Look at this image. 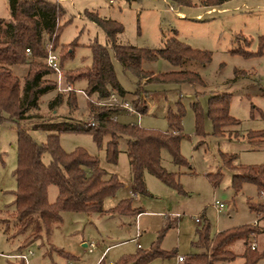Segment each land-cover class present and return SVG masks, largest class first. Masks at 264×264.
<instances>
[{
  "label": "rangeland",
  "instance_id": "374dc122",
  "mask_svg": "<svg viewBox=\"0 0 264 264\" xmlns=\"http://www.w3.org/2000/svg\"><path fill=\"white\" fill-rule=\"evenodd\" d=\"M55 1V0H48ZM68 19L59 36V45L55 51L59 55L60 46L73 43L72 54L62 61L64 76L61 86L68 84L69 91H60L57 78L56 90L45 93L40 98L37 115L31 120L67 118L74 122L86 123L101 107H108L104 99L86 98L78 90L85 89L83 80L70 83L66 72L82 69L91 64V45L94 42L105 45L106 35L102 27L92 21L86 12H93L102 18L116 20L122 25V32L116 42L124 45L150 49L161 48L164 41L172 36L189 44L192 48L211 53V60L201 64L185 60L174 66L164 59L143 61L142 68L155 73L170 70H190L197 72L204 85L151 83L143 88L141 98L146 101L148 111L145 114L116 112L111 116L123 124H137L143 128L160 131L168 130L166 114L168 109L175 110L176 102L181 98L184 107L182 134L179 150L187 161L186 165L173 163L169 152L162 149V166L176 175L181 190L165 184L155 175L145 172L144 182L147 194L139 195L135 200L130 196L131 174L126 153V137L118 139V159L115 164L105 160V144L108 135H104L100 146L89 133L62 132L59 134L61 147L69 152L77 147L99 160V165L108 174L117 176L123 186L103 200V209L108 211L120 200L132 198V207H140L144 212L138 215L116 214L99 215L65 211L61 213V223L54 224L51 233L28 241L22 245L24 235L14 233V228L2 222L0 214V264H20L25 255V264H97L104 262L115 264L122 256L136 252L137 244L142 250L149 249L152 242L161 236L160 249L172 252L169 258H155L150 264H182L177 257L202 252L203 247L193 245L197 240V230L209 225V233H214L242 225L252 224L256 213L249 209L248 202L264 203V197L258 194L253 184L246 183L237 193L231 188L233 170L222 163L221 153L235 154L234 165L264 164V144L254 145L247 138L249 131L264 130V46L258 53L264 38V0H227L220 5L206 6L205 0H60ZM0 18L9 19L8 0H0ZM238 48L254 53L251 56L233 52ZM117 80L122 87L132 93L136 89V78L124 72L120 62L109 51ZM43 63L42 59H39ZM14 75L23 83L28 65L11 64ZM75 89V90H74ZM227 92L231 95L229 114L239 121L237 125L227 126L225 134L212 133V124L207 115L209 96ZM57 93L63 95L62 101L54 109L48 107L49 100ZM69 97V98H68ZM75 99L72 100V98ZM133 95L126 100L131 103ZM71 101V102H70ZM102 101V102H99ZM193 102H198L202 110V131L196 134ZM133 109L134 106L131 103ZM118 108V107H117ZM136 110V109H135ZM40 116V117H39ZM95 124L97 121L95 119ZM37 143H43L50 133L44 130H29ZM16 124L2 113L0 118V212L13 209L16 180L14 170L17 164ZM50 155H42V162L48 164ZM220 171L221 180L213 186L207 174ZM129 187V188H126ZM57 188L48 187V200L54 202ZM214 200L224 203L219 212L212 206ZM202 216L196 223L194 217ZM174 226L162 230L166 222ZM260 231L255 238L256 247L264 251V217L259 219ZM138 231V234L136 232ZM93 242V251L88 252L81 241ZM49 243L72 255L65 258L56 251H50ZM230 249L236 257L218 264H242L240 256L244 250L243 240L234 242ZM32 253V254H31ZM101 257V258H100ZM264 260L256 264H262Z\"/></svg>",
  "mask_w": 264,
  "mask_h": 264
},
{
  "label": "trees",
  "instance_id": "16d2710c",
  "mask_svg": "<svg viewBox=\"0 0 264 264\" xmlns=\"http://www.w3.org/2000/svg\"><path fill=\"white\" fill-rule=\"evenodd\" d=\"M184 2L185 0H178ZM227 0H205L206 6L220 5ZM9 19L0 18V118L2 113L8 115V120L16 124L17 164L14 170L16 190L14 191L13 209L6 208L0 212L4 216L2 222L9 227L11 224L14 233L24 235L22 245L28 241L47 237L54 224L61 223V213L65 211L84 214L97 213L99 215L124 214L138 215L143 210L132 207V198H125L105 211L103 200L123 186L116 175L108 174L99 165L97 157L77 147L72 151H65L59 142L62 132H84L92 135L100 146L104 135L109 139L105 144V160L115 164L118 159V139L125 136L126 153L131 174L133 191L137 194H147L144 182L145 172H149L165 184L181 190L174 173L168 172L161 164L160 152L166 149L173 161L178 165H186L187 161L181 156L179 145L183 137L182 118L184 107L181 98L176 102V109H168L166 120L168 130L160 131L143 128L137 124H123L111 116L122 111L116 107H101L94 113L97 124L89 126L86 123L74 122L67 118L31 120L37 115H31L32 110H38L40 98L48 92L56 90V81L50 78L52 70L42 59L46 55L44 44L49 41L53 48L59 45V36L62 28L69 22L68 19L60 22L66 11L60 0H8ZM87 16L103 28L107 43L105 45L94 42L91 47V64L82 69L67 71L66 76L70 83L83 80L88 94L97 93L98 98L109 97L112 93L126 99L133 95L131 101L136 112L145 114L148 106L141 98L145 93L144 86L151 83H172L204 85L201 76L190 70H170L152 72L142 68L143 61L164 59L174 66L181 65L185 60H193L206 64L211 60V53L206 50L192 48L189 44L172 36L164 41L161 48L150 49L124 45L116 42L117 35L122 32V25L116 20L102 18L93 12H86ZM262 46L264 38L261 37ZM74 44L61 45L59 61L70 57ZM29 49V53L26 51ZM120 62L124 72L136 78V89L130 93L117 80L109 51ZM233 52L251 56L247 50L238 48ZM28 65L26 75L21 79L14 75L10 65ZM74 95L73 91H69ZM63 95L57 93L48 102V107L54 109L62 101ZM231 95L227 92L215 93L209 96L207 115L212 124V133L217 136L225 134L230 125H237L239 121L229 114ZM69 98V97H68ZM75 97L72 98V100ZM71 102V101H70ZM192 109L195 116L196 134L202 131V110L198 102H193ZM40 117V116H39ZM44 130L50 132L45 142L37 143L30 136L29 130ZM247 138L254 145L264 144V130L249 131ZM50 155V162L44 164L42 155ZM222 163L233 170L231 188L239 192L246 183L253 184L259 195H264V164L234 165L235 154L221 153ZM213 186L221 180L220 171L207 174ZM54 185L57 195L54 202L48 200V187ZM250 210L256 214L264 213V206L248 202ZM174 226L168 220L161 231ZM260 228L258 223L237 226L209 233V225L197 230V240L193 245L203 247L202 252L193 253L186 258L182 257V264H218L231 261L236 254L230 246L237 240H243L244 250L240 255L242 264H256L264 260V251L251 248ZM160 235L152 242L149 249L137 247L135 253L122 256L115 264H149L155 258H169L172 252L163 251L159 247ZM50 251H56L65 258H72L68 252L49 243ZM20 264H25L23 259ZM97 264H107L101 258ZM264 264V262L262 263Z\"/></svg>",
  "mask_w": 264,
  "mask_h": 264
},
{
  "label": "built area",
  "instance_id": "2783aa9c",
  "mask_svg": "<svg viewBox=\"0 0 264 264\" xmlns=\"http://www.w3.org/2000/svg\"><path fill=\"white\" fill-rule=\"evenodd\" d=\"M44 47L46 49V55L45 57L42 58L44 64L49 67L53 74L56 76L57 78V85L60 91H71L73 90V88L71 87L70 84L66 85V86H61L62 83V79L64 76V72L62 70V67L60 65V61H59V55L56 53L55 49L53 48L52 44L49 41H46L44 44ZM26 51L29 53V49H26ZM75 90V89H74ZM80 91L82 94H84V96L86 98H97L98 95L97 93L93 92L92 94H88L87 92H85L84 90H78ZM105 101L104 103H100L103 104L105 106L108 107H118L119 109L128 112V113H137L135 109H133L131 103L129 101H127L126 99L120 98L117 94L112 93L109 97L107 98H103ZM102 102V101H99ZM139 114V113H137ZM95 118L94 119H90L87 122V125L89 126H94L95 125ZM212 206L215 208V210L217 212H219L222 208H224V203L220 202L218 200H214L212 203ZM201 217L200 215L194 217V221L196 223H200L201 222ZM256 223H254L255 225ZM84 247H86L88 252L93 251V248L95 247V244L93 242L87 243L84 242ZM139 247V245H138ZM256 247V243L255 240H253V242H251V248L254 249ZM32 254V253H31ZM16 257H19L23 260L26 259L25 255H17ZM179 261H182V257H178ZM112 264V263H109Z\"/></svg>",
  "mask_w": 264,
  "mask_h": 264
},
{
  "label": "crops",
  "instance_id": "0c3cea01",
  "mask_svg": "<svg viewBox=\"0 0 264 264\" xmlns=\"http://www.w3.org/2000/svg\"><path fill=\"white\" fill-rule=\"evenodd\" d=\"M140 115V114H139ZM145 176V175H144ZM126 188H129V187H126ZM129 193H130V196H133L134 197V199L135 200H137L138 199V197H139V195L140 194H137V193H135L134 191H133V187H132V185L130 186V188H129ZM262 197H264V195H261ZM261 205H263L264 206V203H260ZM142 212H144V211H142ZM141 212V213H142ZM140 214V213H139ZM257 216V218L252 222V224H254V223H258V225H259V219H262V217H264V213H259V214H256ZM136 234H138V231L136 232ZM84 242H85V240H82L81 241V244H82V246H84ZM138 245L139 244H137V247H138ZM139 247H140V245H139ZM16 257V256H15ZM179 257V256H178ZM178 257H177V259H178ZM180 257H182V256H180ZM17 258H19V257H17ZM101 258V257H100ZM178 261H179V259H178ZM179 262H181V261H179ZM150 264V263H149Z\"/></svg>",
  "mask_w": 264,
  "mask_h": 264
}]
</instances>
